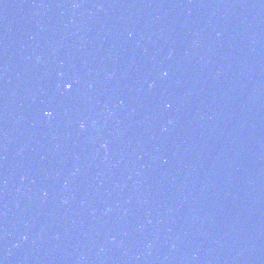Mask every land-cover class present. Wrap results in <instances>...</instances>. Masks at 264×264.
I'll list each match as a JSON object with an SVG mask.
<instances>
[{"label":"water","instance_id":"water-1","mask_svg":"<svg viewBox=\"0 0 264 264\" xmlns=\"http://www.w3.org/2000/svg\"><path fill=\"white\" fill-rule=\"evenodd\" d=\"M0 264H264V0H61Z\"/></svg>","mask_w":264,"mask_h":264}]
</instances>
